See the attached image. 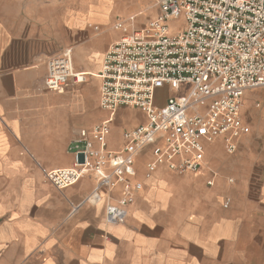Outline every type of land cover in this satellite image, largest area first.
<instances>
[{"label": "crops", "instance_id": "crops-1", "mask_svg": "<svg viewBox=\"0 0 264 264\" xmlns=\"http://www.w3.org/2000/svg\"><path fill=\"white\" fill-rule=\"evenodd\" d=\"M150 9L148 0H0V264H264V88L253 97L260 103L249 107L257 122L253 136L237 147L249 152L255 137L260 158L238 156L227 166L213 161L212 187V157L205 154L199 175L160 166L146 179L145 149L127 179L142 189L125 222L109 225L105 198L72 212L93 190L91 175L64 190L45 179L44 172L71 167L68 150L80 130L109 118L99 105V76L121 37L115 22L136 16L143 25L154 17ZM68 50L84 83L62 94L47 91L49 60ZM112 121L106 137L113 152L124 140H110L147 123L130 107L117 108ZM122 191L119 185L110 203Z\"/></svg>", "mask_w": 264, "mask_h": 264}, {"label": "built area", "instance_id": "built-area-1", "mask_svg": "<svg viewBox=\"0 0 264 264\" xmlns=\"http://www.w3.org/2000/svg\"><path fill=\"white\" fill-rule=\"evenodd\" d=\"M148 1L158 14L143 25H137L136 16L115 22L121 37L105 54L99 76V105L109 118L78 132L68 150L71 167L44 172L59 190L91 175L93 190L72 212L105 198L109 225L125 222L142 189L127 179L135 177V159L143 150L151 155L144 165L146 179L160 166L178 176L200 174L207 168L204 145L221 140L229 155L249 134L241 117L243 98L247 91L264 88V0ZM180 17L185 25L172 36L168 22ZM85 76L74 70L68 50L49 60L44 86L62 94L69 84L84 83ZM182 85L190 87L185 95H170ZM164 89L167 94H161ZM119 107L139 109L147 123L122 132L124 144L113 152L106 136ZM215 177L210 172L208 187ZM119 185L122 194L110 203Z\"/></svg>", "mask_w": 264, "mask_h": 264}, {"label": "rangeland", "instance_id": "rangeland-1", "mask_svg": "<svg viewBox=\"0 0 264 264\" xmlns=\"http://www.w3.org/2000/svg\"><path fill=\"white\" fill-rule=\"evenodd\" d=\"M146 14H153L154 17L158 14V10L157 9H150L149 12H146ZM144 17V16H143ZM142 17V18H143ZM138 23V22H137ZM168 25H169V28H170V35L172 36H175L177 34V32L185 25L184 24V21H183V18L180 17L178 18L177 20H172L170 22H168ZM190 89V87H188V85H182L181 86V89L179 92H176V93H171L170 95L171 96H180V95H185L186 92ZM263 88H258L256 90H250V91H247V95H252V97H248V99L246 100L247 101V104H246V101L244 99V104H246L245 106V109H243V113L241 111V117H243V121L248 125L249 127V134L246 135V136H253V134L251 133L252 132V129L253 127L256 126L257 122H252V117H251V112H252V109L249 107H256L257 104L260 103V101L254 99V94L257 93L259 90H261ZM254 118V117H253ZM262 120V119H261ZM255 121V120H253ZM253 123V125L250 123ZM244 136V137H246ZM243 137V138H244ZM241 138V139H243ZM240 139V140H241ZM121 140H122V136L121 134L118 136V138H113L112 140H110V143H114L115 145H118L119 143H121ZM237 141V144H236V151L233 153V154H226V152L224 151L223 147H222V141L219 140V141H216L215 143H213L212 145H204V150H206V158L208 157H212L209 161V167L211 170H209V172H215L216 175H217V169L213 163V161H215L216 163H224V165H230V162L228 163L227 161H229V159H232V158H237L238 156L241 157V158H244V157H249V158H254V160L256 159H259L260 157V148H259V143H258V140L254 137L253 139H251L248 143V145L246 147H250L251 149H249V152L244 150L243 152H240L239 149L237 148L238 147V143L239 141ZM219 143V144H218ZM239 154V155H238ZM214 157H216L214 159ZM231 161V160H230ZM227 162V163H226ZM226 163V164H225ZM215 168V170H214ZM188 175H191V174H188ZM199 175V174H198ZM210 177V174L208 175ZM210 179V178H209ZM229 181V180H228ZM227 200H223L222 201V207L223 208H228L229 207V204H227L226 202Z\"/></svg>", "mask_w": 264, "mask_h": 264}, {"label": "bare ground", "instance_id": "bare-ground-1", "mask_svg": "<svg viewBox=\"0 0 264 264\" xmlns=\"http://www.w3.org/2000/svg\"><path fill=\"white\" fill-rule=\"evenodd\" d=\"M245 105V104H244Z\"/></svg>", "mask_w": 264, "mask_h": 264}]
</instances>
